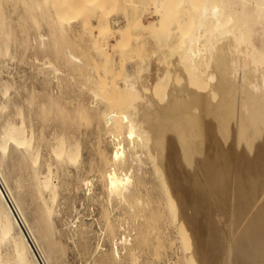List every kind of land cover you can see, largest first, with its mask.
Segmentation results:
<instances>
[{
    "label": "bare ground",
    "instance_id": "bare-ground-1",
    "mask_svg": "<svg viewBox=\"0 0 264 264\" xmlns=\"http://www.w3.org/2000/svg\"><path fill=\"white\" fill-rule=\"evenodd\" d=\"M21 7L26 15L15 18ZM22 19L35 27L39 50H53L72 76L93 83V100L69 109L24 82L28 94L19 95L14 76L2 77L15 57L14 23ZM83 32L96 36L93 45L110 72L116 55L134 47L140 56L131 59L133 49L128 61L120 59L124 70L116 76L99 64L108 74L100 77L94 56L88 66L91 52L87 62L69 40ZM60 38L67 41L62 49ZM44 58L35 60L36 75L59 80L58 61ZM102 79L112 84L109 106L105 89L95 85ZM61 114L68 125L60 131L54 123L50 137L47 125ZM93 117L97 142L90 140L86 157L78 123ZM0 119V264H53L65 239L87 248L97 229L119 237L111 206L133 225L134 236L123 224L119 237L132 245L131 264H156L166 255L162 248L176 254L173 264H264V0H0ZM94 179L105 196L94 220L100 228L76 218L59 226L63 208H76L67 191L85 187L91 195ZM96 239L90 255L124 262L118 247L100 251V234Z\"/></svg>",
    "mask_w": 264,
    "mask_h": 264
},
{
    "label": "rangeland",
    "instance_id": "rangeland-1",
    "mask_svg": "<svg viewBox=\"0 0 264 264\" xmlns=\"http://www.w3.org/2000/svg\"><path fill=\"white\" fill-rule=\"evenodd\" d=\"M23 7H21V9H20V12H19V14L18 15H16L15 16V18H21V16H24V15H26L25 13H24V10L22 9ZM23 12V13H22ZM26 20H21V21H17V22H15L14 23V26H15V41H14V44H15V46H13V52H15V57H14V59L12 60V59H10L8 62H7V64L5 65L6 67L8 66H10V68H4L3 69V71L6 69V71H4V73L6 74H4L3 73V78L4 79H10L9 78V76H14V78H15V80H16V82L18 83H16V87H17V90H18V93L17 94H19V95H21V93L23 94V96L24 95H26L27 96V94H28V91H30V90H36L37 91V93H38V95L39 96H41L42 98H44V99H48L49 97V95L51 94V92H52V94L51 95H54L55 97H57V99H58V101L61 103V104H63L64 106L65 105H70L71 103V105L70 106H68L67 105V107L69 108V109H73V107H75V105H79V104H84V102L85 103H88L89 101H90V99L91 100H93L92 98H93V93L91 92L92 90H90L91 89V84H93V83H90V81H87V83H86V80L85 79H83V77L81 78V76L79 77V76H77L76 74L74 75V76H76V77H78L77 79H75L76 77H74V76H72L73 74H72V72H70L69 70H68V68H66V64H65V62H64V60L63 59H61V58H57V56L55 57V52L53 51V50H51V51H53V52H51V51H48V50H46V51H41V50H39V47H36L35 45H34V43H33V37L35 36V34H36V29H35V27H33L32 26V24L30 23V20H27L26 22H25ZM23 23H25V26H21V24H23ZM49 28L46 26V25H44L43 26V31H46V32H48V33H50V29L48 30ZM89 32H83V35L82 34H77V35H79V36H77L76 34H73V35H76L75 37L73 36V35H68L69 36V38H71V39H69L68 38V36H67V38L69 39V40H71L72 41V39L74 40L73 41V44L75 45H79V43L81 42V44L78 46H74L73 45V47H77L75 50H77L78 49V47H79V49L83 52V55L85 54L87 57H88V55H90V52H91V57L92 56H94L95 58H96V60L95 61H101L100 63L98 62H96V64L97 65H95V64H92L93 62H94V59H93V57H92V59H93V61L92 60H90L91 58H90V56H89V58H87L85 55H84V57H85V59L87 60V62H89V60L90 61H92V62H89L88 63V66L90 65V66H92V67H90V69H92L93 68V66L95 67V69L96 70H99L98 72H99V74H100V77H102L103 76V78H105V76H107V75H105V72H104V70L103 69H101V68H104V69H106V67H107V70H109V73L110 74H112V75H114L115 73H116V75H117V73L118 72H116V70H120L121 72H119V74H121L122 73V71L124 70V63L125 62H123V64L121 63L122 62V60H126V61H128L130 58L129 57H127V55L129 56V52H131V51H133V49H135V54H134V52L132 53L131 52V56L133 57H131V59H135L136 58V56L138 57V55L140 56V50L138 49V48H131V50H128V52H126V53H124L123 55H121L123 58H121L120 57V54L119 55H116V58H117V61H116V66L114 65V67H115V69L113 68L112 70H113V72L111 71L110 72V70L111 69H108V66H107V64H106V67L104 66L103 67V65L104 64H101V63H105V61H103V60H100L101 59V54H99V52L97 51V50H95L96 48H95V44L93 45V40H94V38H96V36H93L94 34H88ZM26 34H27V38H25L26 37ZM88 34V35H87ZM72 36V37H71ZM82 36H83V38H82ZM60 37V36H59ZM21 38H23V44L25 45V44H27L26 46H24V45H22V43H20V40H21ZM61 38L62 39H65L66 38V36H65V38H64V36L62 37V35H61ZM59 39V41L60 40H62V39ZM66 38V40H68ZM80 38V39H79ZM93 38V39H92ZM26 39V41H27V39H28V42H25L24 40ZM60 41L61 42V46H60V49H62L65 45H66V42L67 41ZM58 41V42H59ZM76 41V43H74ZM64 42H65V45H64ZM69 43H67V44H70V45H72L71 44V42L70 41H68ZM78 42V43H77ZM13 44V45H14ZM19 44H20V46L21 47H18L19 46ZM63 44V45H62ZM28 46V47H27ZM33 46H34V50H32V48H33ZM63 46V47H62ZM18 47V48H17ZM72 47V46H71ZM87 48V49H85V48ZM22 48V49H21ZM25 48H26V50H25ZM38 48V49H37ZM19 49V50H18ZM94 51H93V50ZM137 49H138V51H137ZM86 50V51H85ZM33 51V52H32ZM38 51V52H37ZM41 51V52H40ZM78 51V50H77ZM89 51V53H87ZM24 52H26V54H24ZM43 52V53H42ZM44 52H46L45 54H44ZM50 52V53H49ZM96 52V55H94V53ZM21 53H23L24 55H22ZM54 53V54H53ZM78 53H79V51H78ZM21 54V55H20ZM80 54V53H79ZM17 55V56H16ZM54 57L52 60L53 61H55V62H57V64L63 69V75H65V74H67V75H65L64 76V78H66V79H64L63 78V75H61L62 77H59V80H56L55 78H48V79H46V78H44L43 79V76H39V75H36V74H38L37 73V65H36V58L39 56V58H41V59H43V57H45L44 59H51L52 57ZM82 55V54H81ZM35 56V57H34ZM97 56V57H96ZM100 57V59H99V57ZM21 57H23V58H21ZM32 57V58H31ZM22 59L23 60V62L21 61V60H19V59ZM26 58H28V59H26ZM30 58V59H29ZM57 58V60H55ZM16 59V60H15ZM60 59L62 60V61H60ZM99 59V60H98ZM120 59H121V62H119L120 61ZM25 60H26V62H25ZM28 60V61H27ZM11 61V62H10ZM14 61H16L15 63H14ZM31 61V62H30ZM59 61H60V63H59ZM13 62V63H12ZM18 62H20V64L18 63ZM30 62V63H29ZM8 63H9V65H8ZM95 63V62H94ZM119 63H121L122 65H121V67H120V64ZM62 64H64V65H62ZM99 64H101V68L99 67ZM36 65V66H35ZM98 66V67H97ZM32 67V68H31ZM89 67H88V69H89ZM97 67V68H96ZM118 67V68H117ZM36 68V69H35ZM23 71H22V70ZM30 69V70H29ZM21 70V71H20ZM106 70V72H108ZM8 71V72H7ZM35 71V73H33ZM103 71V72H102ZM18 72H20V73H18ZM30 72V73H29ZM92 72V70L91 71H88V73H91ZM115 72V73H114ZM7 73H8V75L9 76H7ZM12 74V75H11ZM19 74H21V76L22 77H19L20 75ZM27 74V75H26ZM69 74V75H68ZM102 74V75H101ZM116 75H114V76H116ZM24 76V77H23ZM27 76V77H26ZM36 76H38V77H36ZM71 76V77H70ZM19 77V78H18ZM26 77V78H25ZM42 77V78H41ZM69 77H70V79H69ZM72 77H74V78H72ZM119 77V76H118ZM22 78V79H21ZM23 78H25V80L23 79ZM32 78V79H31ZM37 78H39V79H37ZM61 78H63V80L61 79ZM81 78V79H80ZM115 78H117V77H115ZM18 79H20V80H18ZM28 79V80H27ZM45 79L48 81V82H46L45 81ZM73 79V80H72ZM101 79V78H100ZM36 80V81H35ZM42 80H44L43 81V83H41V82H39V81H42ZM54 80V81H53ZM72 80V81H71ZM79 82H78V81ZM81 80H85L84 82H85V84H81V82L82 83H84L83 81H81ZM105 80V79H104ZM103 79L101 80L102 81V83L100 84V82L101 81H99V83H97V84H95L96 85V87L97 86H99V85H101L100 87L101 88H104L105 90V92L102 94L103 95V97L107 100L106 101V103L104 102L105 101V99L103 100V103L104 104H106L107 106H109V104L107 103V102H109V101H111V98L112 97H114L113 95V92L111 91V88H112V84L111 85H108L109 83H108V81L109 80H107V82H106V80L104 81ZM54 82V84H53V82ZM60 83H59V82ZM62 81H63V83H62ZM70 81V83H68ZM74 81H75V85H74ZM77 81V82H76ZM20 82V83H19ZM24 82V87L25 86H27L26 87V90H28L27 92H26V90H25V88H22L23 87V83ZM50 82V83H49ZM57 82H58V84H57ZM104 82H106V84L104 83ZM65 83V84H64ZM72 83V84H71ZM22 84V85H21ZM29 84H30V86L32 87V89H30L31 87L29 86ZM32 84V85H31ZM43 84H45V86L43 85ZM60 84V85H59ZM62 84V85H61ZM79 84H80V86H79ZM19 85H21V86H19ZM48 85H50V87L48 86ZM53 85V86H52ZM58 85V86H57ZM69 85H71V86H69ZM82 85V86H81ZM84 85V86H83ZM106 85V86H105ZM29 86V87H28ZM47 86V87H46ZM60 86V87H59ZM79 86V87H78ZM94 86V85H93ZM21 87V88H20ZM49 87V88H48ZM20 88V89H19ZM28 88V89H27ZM46 90H48V91H50V93L48 92V91H46ZM48 88V89H47ZM57 88V89H56ZM62 88V89H61ZM45 90V91H43V92H41L42 90ZM60 89V90H59ZM25 90V94H24V91ZM41 90V91H40ZM58 92H56V91ZM60 91V94L61 93H63V94H59V91ZM90 90V91H89ZM106 90H108L107 92H109V93H106ZM55 91V92H54ZM70 91V92H69ZM21 92V93H20ZM40 92V93H39ZM111 92V93H110ZM106 93V94H105ZM13 94H15V93H13ZM17 94H15V95H17ZM109 94H111V95H109ZM45 95H47V96H45ZM60 95V96H59ZM72 95V96H71ZM74 95V96H73ZM89 95V96H88ZM92 95V96H91ZM105 95V96H104ZM108 95H109V98H108ZM64 97V98H63ZM65 97H67V99H68V102H70V103H68V102H66V101H64V99L65 100H67ZM74 98L75 99V101H79L78 103L77 102H75L74 100H72L71 98ZM61 98V99H60ZM60 99V100H59ZM109 99V100H108ZM62 100V101H61ZM75 102V103H74ZM65 103V104H64ZM77 103V104H76ZM102 103V100H101V102H99L98 103V108H100V109H104V105L103 104H101ZM110 103V102H109ZM74 104V105H73ZM71 107V108H70ZM107 108L108 109H110L109 107H106L105 108V110H107ZM104 110V111H105ZM107 111H110V110H107ZM61 117H58V120H56V121H52V123H49L47 126V128H49L48 129V131L50 132H47V129H46V133L49 135V134H52L51 133V131H52V127L54 126V123H56V124H58V126H60L59 127V130L60 131H64L65 130V128H66V126L68 125V119H65V118H63L62 119V114L60 115ZM67 118V117H66ZM60 119H61V121H60ZM85 121H84V120ZM63 120V121H62ZM60 121V122H59ZM81 121L82 122H84V123H81ZM0 122H2V120L0 119ZM64 122V123H63ZM80 123H78L79 124V131H78V134H80V133H82V134H80V138H82L85 134V136L83 137L84 139H81V140H83V141H81V144H84V145H82V148H83V154H84V156H86L87 157V155H88V153H90V150H91V148H92V146L91 145H93V143H95V142H97L96 141V139H97V136L95 137V134H94V131H95V126H96V123H97V120H96V118L95 117H93L91 120L89 119V122H88V120L87 119H85V118H82L80 121H79ZM88 123V124H86V125H82V124H85V123ZM60 123V124H59ZM90 123V124H89ZM92 123H94V126L92 125L91 126V124ZM55 124V125H56ZM53 125V126H52ZM49 126H51V128L49 127ZM57 126V125H56ZM82 126H85V127H83L84 129H81L82 128ZM89 126H91V127H93V128H91L90 129V127ZM95 127V128H94ZM51 129V130H50ZM89 130V131H82V130ZM94 129V130H93ZM84 132H86V133H84ZM93 132V133H92ZM84 133V134H83ZM87 133H88V135H87ZM46 134V135H47ZM77 134V135H78ZM89 134L91 135L90 136V138L89 137H87L86 138V136H89ZM50 136V135H49ZM49 136H47L48 138H50ZM93 137V138H92ZM95 138V139H94ZM90 140H92V141H95V142H92V141H90ZM90 142H92V144L90 145ZM85 143H86V145H85ZM46 145L47 144V142H43V145ZM45 145H44V147H43V149L45 150V148H47V147H45ZM42 149V150H43ZM109 149H111V147L109 148ZM46 152H47V149L45 150ZM45 151H43V153L45 154L46 152ZM152 174H151V172L149 173V175H148V179L149 180H153L154 178H153V176H151ZM88 177V175H84L83 174V177ZM75 180H76V182H75ZM77 180H78V182L80 183V180L79 179H75L74 178V185H80L78 182H77ZM99 182H98V180L96 179H94L93 180V184H92V191L93 192H91V195H88L87 193V195L85 194V192H87L86 191V188L84 187V190L82 189V190H79V191H76V190H74L73 189V187L71 188V193H70V191H67V194H69L71 197L72 196H75V202H74V206H76V208L74 209V207H72V204L71 203H68L67 205H66V207H64L63 208V214H62V218H64V219H62L61 221H59L58 223H59V226H62L63 225V222L66 220V221H72L74 218H76V220L75 221H78V223H81V222H89V224L90 223H93L94 222V224H93V226H94V229H95V231H96V229H97V227L98 228H100L99 227V225H97L98 224V222L97 221H94L95 219H97L98 217L100 218L101 217V215H102V213H103V206H102V202H101V200H103L104 199V195H103V189H102V186L100 185V183L98 184ZM101 190H102V192H101ZM74 192V193H73ZM83 192V193H82ZM95 192V193H94ZM97 192V193H96ZM99 193H101V194H99ZM98 195H100V196H98ZM92 196V197H91ZM93 196H95L96 197V199H95V197H93ZM70 197V198H71ZM77 197V198H76ZM88 197V198H87ZM102 198V199H101ZM94 199H95V201H94ZM99 199H101L100 201H98ZM85 200V201H84ZM89 203V204H88ZM70 204V205H69ZM105 204H107V202H105ZM69 206V207H68ZM108 206V205H107ZM71 207H72V209H71ZM122 208H118V207H116V206H111V210H112V216H113V218H114V220H116L115 222H116V226H117V228H119V229H117L116 227V229H115V236H119V237H121L122 236V234L126 231L125 230V227H123V224H124V222L123 221H125L124 219L126 218V216H127V214L124 212V213H122V211H123V209L121 210ZM121 210V212H119V211ZM93 211V212H92ZM66 212V213H65ZM117 213H119V214H117ZM29 214H30V216L32 217V215H31V213H30V211H29ZM70 214V215H69ZM95 214V215H94ZM120 214H121V216H120ZM122 214H124V215H122ZM92 215V216H91ZM71 216V217H70ZM124 218H123V217ZM70 217V218H69ZM73 217V218H72ZM123 218V220L122 221H120L121 219L120 218ZM79 218V219H78ZM93 218V219H92ZM118 218V219H117ZM90 220V221H89ZM92 221V222H91ZM118 221V222H117ZM120 221V222H119ZM129 223V221H127V223H125L124 225H126L127 226V228L126 229H128L127 230V232H129V233H131L133 236H134V233H132V232H134L132 229H133V225H129L128 224ZM120 225V226H119ZM129 225V226H128ZM96 227V228H95ZM102 227V226H101ZM129 227V228H128ZM124 230H123V229ZM131 228V229H130ZM103 229V228H102ZM97 231H98V233L100 234V241H101V245H102V249H100V251L101 250H103V251H108V250H111V249H114L115 250V248L116 247H118V250L120 251V254H121V257H122V260L124 261V262H122V264H131V262L129 263V253H130V251L129 252H127V250H130L131 249V247H132V245L130 246L129 244L127 245L128 247L126 248L125 246L126 245H121L122 243H121V241H119V237H114L113 235H111L110 233V235L114 238H112L111 236H109V234H107L108 232H105V230H103V232H102V230L101 229H97ZM100 231V232H99ZM101 232H102V237H101ZM173 232V231H172ZM96 233V238L99 236V234L97 233V232H95ZM105 233V234H104ZM117 233H118V235H117ZM173 234V233H172ZM174 235V234H173ZM172 235V236H173ZM93 236V235H92ZM108 236V237H107ZM172 236H170V238L172 237ZM95 237L89 242V247H85V248H83L84 246H80V244L78 245V244H75V243H73V242H71V241H66V239H65V242H66V244H63V246L61 247V251L59 252V254L57 253L56 254V256H55V258H54V261H53V264H104V263H102L101 262V260H100V254L102 255V252L101 253H99V252H97L96 254H95V257H94V255L92 256V254L90 255V253L92 252V247H94L95 246V244L97 243V239H96ZM110 238H112V239H110ZM169 238V239H170ZM110 240H111V242H110ZM133 240H134V237H133ZM118 241H119V244H118ZM106 242V243H105ZM111 243H112V245H111ZM176 243H178V244H176ZM179 240H176L175 241V243H174V247L173 248H175V249H177L178 248V246H179ZM69 244V245H68ZM116 244V245H115ZM74 245V246H73ZM78 245V246H77ZM65 246V247H64ZM112 248H111V247ZM115 246V247H114ZM81 247H82V249H81ZM120 247V248H119ZM130 247V248H129ZM59 248V247H58ZM69 248V249H68ZM78 248H79V250H78ZM108 248H111V249H108ZM85 249V250H84ZM88 249V250H87ZM105 249V250H104ZM122 249V250H121ZM125 249V250H124ZM127 249V250H126ZM168 249H170V248H162V252H164L166 255L164 256V257H162L161 258V260L160 259H158L159 260V262L157 261V263L156 264H173L174 262L176 263V258L175 257H177L176 256V254L174 255V253L172 252V254L174 255V257H173V255H171V253H170V250L168 251ZM91 252H90V251ZM166 252H165V251ZM84 251V252H83ZM88 251H89V255H88ZM122 251V252H121ZM66 252V253H65ZM87 252V253H86ZM124 252V253H123ZM127 252V253H126ZM70 253V254H69ZM99 253V255H97ZM147 255H148V253H146ZM145 253L142 255L141 254V259H140V261H141V263H142V260H143V258L145 259V257L147 256ZM67 255V256H66ZM65 256V257H64ZM90 256V257H89ZM99 256V257H98ZM127 256V257H126ZM145 256V257H144ZM172 258V260H170ZM93 259V260H92ZM125 259H127L126 261H125ZM175 260V261H174ZM94 261V262H93ZM168 261H170V263H165V262H168ZM172 261H173V263H172ZM93 262V263H92ZM128 262V263H127ZM110 264H112V263H110ZM115 264V263H114ZM116 264H117V262H116Z\"/></svg>",
    "mask_w": 264,
    "mask_h": 264
}]
</instances>
